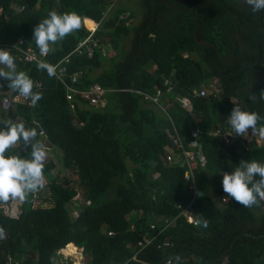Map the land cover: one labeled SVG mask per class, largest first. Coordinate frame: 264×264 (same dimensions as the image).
I'll return each mask as SVG.
<instances>
[{
    "label": "trees",
    "instance_id": "trees-1",
    "mask_svg": "<svg viewBox=\"0 0 264 264\" xmlns=\"http://www.w3.org/2000/svg\"><path fill=\"white\" fill-rule=\"evenodd\" d=\"M114 2L0 0V47L22 38L23 49L38 48L33 28L49 12L79 14L81 26L50 43L47 62L57 66L71 55L68 73L83 76L69 84L107 90L104 105L79 95L70 101L55 75L11 48L17 71L43 95L35 105L19 99L9 111L0 106V127L21 117L43 130L48 142L37 139L46 145L48 183L26 195L16 217L3 212L9 200H0V264H55L70 244L84 249L89 264H264V203L244 207L222 185L223 172L241 160L264 163L259 134L249 129L238 136L227 121L234 103L264 117V11L253 12L247 0H141L143 18L133 26L135 13L110 11ZM91 35L85 55L72 53ZM111 50L120 53L111 57ZM119 56L104 70L106 60ZM159 90V103L145 99ZM7 95L19 92L0 77V101ZM179 97L190 99L192 110ZM168 130L195 155L191 163L168 161L176 152ZM55 148L68 176L52 177ZM30 152L20 141L6 155ZM146 237L152 240L142 247Z\"/></svg>",
    "mask_w": 264,
    "mask_h": 264
},
{
    "label": "clouds",
    "instance_id": "clouds-1",
    "mask_svg": "<svg viewBox=\"0 0 264 264\" xmlns=\"http://www.w3.org/2000/svg\"><path fill=\"white\" fill-rule=\"evenodd\" d=\"M247 3L253 12L264 11V0H247ZM80 26L81 18L76 12L58 14L51 11L33 28V38L43 55L49 51L50 43L62 40ZM0 65L5 66L0 67V77L8 81V86L13 91L31 97L33 105L41 99L43 93L34 92V82L30 76L24 71H17L15 58L8 49L0 48ZM38 67L46 69L49 76L56 73L55 66L46 61H41ZM261 98H264V92ZM262 119L264 117L259 113L234 103L227 121L238 136H243L251 129V132L264 137V124L258 125V121ZM38 135H43V130L38 131L36 127L28 126V122L22 118L3 121V127H0V200L7 201L10 197L23 200L28 193L44 186L47 150L46 145L37 139ZM20 141L25 146H31L30 156L6 155L11 146ZM46 180L48 183V179ZM222 185L224 192L244 207L256 204L259 200L264 203V163L255 159L241 160L231 172H223ZM185 216L188 220L193 217L190 214ZM203 224L206 227L207 221L204 220Z\"/></svg>",
    "mask_w": 264,
    "mask_h": 264
},
{
    "label": "built area",
    "instance_id": "built-area-1",
    "mask_svg": "<svg viewBox=\"0 0 264 264\" xmlns=\"http://www.w3.org/2000/svg\"><path fill=\"white\" fill-rule=\"evenodd\" d=\"M24 9V7L18 9V11H22ZM129 14H127L126 16H128ZM97 29V27H95L92 31L93 33L95 32V30ZM92 35L90 37H88L87 39H84L83 41L79 42L75 48V50L72 53H77L79 55H85V50L84 47L88 46V43L92 42ZM22 45H24V41L22 38H18L16 43L13 46H9V45H2V48L8 49L11 52V48H15V51H18L19 53L22 54V58L26 61V62H36V63H40L41 61H46L48 60V56L50 54V50L45 53V54H41L40 50L38 48H33V47H28L27 49H23ZM94 46H97V44H94ZM88 49V48H87ZM92 50L89 51V53L87 54L88 58H92ZM71 62V55H68L66 57H64L62 59V61L55 66L56 68V79L61 82L62 84H64L67 87V99H69L70 101L74 100L76 95L80 96V99L83 100L86 103H89L91 105H104L105 104V94L107 92V90L102 87L100 84H95L93 86H91L88 90H79L76 87L72 86L71 84H69L67 81L68 79H70L72 84H76L78 82V80L83 76V72L82 71H77L76 73L73 74H69L68 73V65ZM41 84L38 85V87H40ZM212 88L216 90V87L212 85ZM162 92L159 90L157 92V95L151 96L149 94H145V99L147 100H151L154 101L156 103H159V98L161 96ZM199 94L201 96H205L208 94V90L207 89H202L200 90ZM19 99H22L24 102L29 103L30 105L32 104L29 100L30 97H25L21 94L17 95L16 97L13 96H4L1 101H0V106L2 108V110L4 111H9L11 109V107L13 106V104L15 102H17ZM178 102L185 107L188 110H192V102L190 99L188 98H178ZM75 106L72 104V108H74ZM81 125H83V123H81ZM168 132V136L170 137L172 144L175 146V150L176 152H173V150H170L169 155L167 156V159L169 162L174 163L175 161H183L182 163L188 162L191 163L196 157L194 154H192V152L187 151L182 143V139L177 136L176 134H174L171 131H167ZM194 137L197 136L196 133L193 134ZM178 152V153H177ZM186 177L187 179H190L191 181L194 180V175H192L191 172H187L186 173ZM45 184H47V180L45 179ZM18 199L19 198H11L9 199V202L5 205H3L2 209L3 212L5 214L11 215V216H18L20 214V207L17 205L18 204ZM20 200V199H19ZM225 200V199H224ZM264 201V200H263ZM13 206H16V208L14 209ZM188 212V210H185L183 213L186 214ZM73 215H77V211L74 210L73 211ZM189 221L193 222L194 224L197 225V221L193 218V217H189ZM172 223V221H167V224L170 225ZM152 229H155V225H151ZM110 235L112 233H109ZM152 239H149L148 237H146V243H144L143 241L139 242V245H141L142 247L145 246L146 244L150 243ZM67 247L68 245L60 250L58 252L61 254V257H58V260L55 264H59L62 262V264H75L74 261L71 259L73 257V254H69V251H67ZM76 249V251L74 253H78V247H74ZM142 251V249H141ZM79 256L83 257V264H89V262H87L85 260V257L83 256V251L82 253H78ZM167 264H171V261H167Z\"/></svg>",
    "mask_w": 264,
    "mask_h": 264
},
{
    "label": "rangeland",
    "instance_id": "rangeland-1",
    "mask_svg": "<svg viewBox=\"0 0 264 264\" xmlns=\"http://www.w3.org/2000/svg\"><path fill=\"white\" fill-rule=\"evenodd\" d=\"M119 9H126V10H129V11L135 13L134 19L132 21V25L133 26L134 25H137L139 22L142 21V18H143V14H142L143 13V8H142V5H141V0H115V2L112 5V12L117 11ZM131 41H132V36H130L129 38H127L126 41L124 42L122 49L125 52L130 49ZM119 53H120V50H111L109 52V55L111 57H116ZM120 57L121 56H119L116 60H113V61L112 60L111 61L110 60H106L105 61V68H104V70L113 69L114 68V62H117L118 60H120ZM0 67H5V66L0 65ZM5 70H7V69L5 68ZM100 70H102V69H100ZM100 72L101 71L98 70V72H96V73H100ZM258 138H259L258 141H261L260 143H262L264 141V137L259 136ZM49 154L53 155L55 157V160H56V168L54 169V171L52 173V177L53 176H56L58 173H61L62 174V175H60L61 178L63 177V174L68 176V173L64 170L63 153L61 152V150L59 148H55V149L50 150L49 151ZM74 178L76 179L77 177L74 176ZM112 187H113V185L110 187V190L109 191H111ZM113 191H114V188H113ZM18 201L19 202H18L17 205L20 207V205H21L20 200L18 199ZM223 201H224V203L229 202V198L225 197V198H223ZM215 204L218 205L219 202L217 200H215ZM44 206H50V204H45ZM13 207H14V209L16 208V206H13ZM186 214H189V212H187ZM150 220L151 221H154V220H156V218L154 216H150ZM78 251H79L78 253H82V251H83V254H84L83 256L85 257V260L87 262H89L90 259L85 254L84 249L83 248H79ZM78 253L76 254L74 252H69L70 255L73 254V257L71 259L74 261L75 264H83L82 263L83 257L79 256ZM58 257H61V254L60 253H59ZM59 264H62V262L59 263Z\"/></svg>",
    "mask_w": 264,
    "mask_h": 264
},
{
    "label": "crops",
    "instance_id": "crops-1",
    "mask_svg": "<svg viewBox=\"0 0 264 264\" xmlns=\"http://www.w3.org/2000/svg\"><path fill=\"white\" fill-rule=\"evenodd\" d=\"M110 11H112V6L110 7ZM127 14H128V13H127ZM127 14H125V16H126ZM96 27H98V26H96ZM0 48H2V46H1ZM18 118H21V117H18ZM47 140H48L47 137L43 135V141L48 142ZM22 202H23V200L20 199V203H21V205H20V210H21ZM69 246H74V245H73V244H70ZM69 246H68V247H69Z\"/></svg>",
    "mask_w": 264,
    "mask_h": 264
},
{
    "label": "bare ground",
    "instance_id": "bare-ground-1",
    "mask_svg": "<svg viewBox=\"0 0 264 264\" xmlns=\"http://www.w3.org/2000/svg\"><path fill=\"white\" fill-rule=\"evenodd\" d=\"M69 246V245H68ZM75 246H69V247H67V251H69V252H75L76 251V249L74 248ZM75 258V257H74ZM78 258V257H77ZM81 259V258H80Z\"/></svg>",
    "mask_w": 264,
    "mask_h": 264
}]
</instances>
